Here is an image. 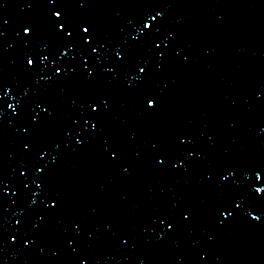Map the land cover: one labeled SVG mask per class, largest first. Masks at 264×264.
Returning a JSON list of instances; mask_svg holds the SVG:
<instances>
[{
	"label": "water",
	"instance_id": "obj_1",
	"mask_svg": "<svg viewBox=\"0 0 264 264\" xmlns=\"http://www.w3.org/2000/svg\"><path fill=\"white\" fill-rule=\"evenodd\" d=\"M65 4L73 22H91L106 45L99 53L85 46L82 55L77 45L61 56L63 42L50 27L46 0H0V22L7 21L0 27V80L12 88L0 99V178L6 181L0 185V217H6L7 237L0 245V264H79L80 258L87 264H264V220L254 222L246 214L248 207L264 205V194L254 191L264 187V0ZM159 10L165 16L153 24L161 31L134 40L145 13ZM29 24L35 25L36 37L25 47L22 25ZM165 37L170 44L163 68H157V54L149 49ZM49 50L54 55L47 61L37 56L35 73L25 70L32 68L26 53ZM117 50L128 65L150 58L144 81L128 86L139 69L126 75ZM84 56L95 69L91 79H86ZM58 67L62 73L55 71ZM145 90L163 98L154 115L141 108ZM99 95L110 98V106L98 128L91 130L95 121L73 123L82 106L91 111L88 101ZM37 114L35 131L25 133ZM78 135L83 145L76 144ZM180 135L188 137L182 147L197 155L189 158L185 151L181 156L187 169L167 164L161 170L154 157L174 154ZM25 143L31 147L25 149ZM106 145L121 148L119 163L109 160ZM40 149L47 150L40 163L49 171L35 197L32 165ZM229 170L235 175L223 180ZM50 190L61 196L55 214L45 198ZM237 198L244 199L245 210L225 220L217 209ZM185 209L192 215L181 224L178 213ZM166 215L176 216L175 229L156 219ZM17 227L35 233V243L11 242ZM69 239L75 243L69 245Z\"/></svg>",
	"mask_w": 264,
	"mask_h": 264
},
{
	"label": "snow or ice",
	"instance_id": "obj_2",
	"mask_svg": "<svg viewBox=\"0 0 264 264\" xmlns=\"http://www.w3.org/2000/svg\"><path fill=\"white\" fill-rule=\"evenodd\" d=\"M90 0H78L80 7H85ZM46 4L50 5L49 8V24L50 27L56 31L57 37L63 42L61 45L60 55L64 56L66 55L70 49H74L79 45V48L81 50V54L83 55V51L85 49V46L90 47L92 53H99L100 49L103 47H106V45L100 40V37L91 24L90 21L87 19H82L78 23L73 22L71 17L64 11L66 8L65 0H46ZM29 7H31V4H29ZM145 16L147 19H144L143 17L140 20L141 27L138 30V33L135 37H133L134 40H140L141 34L145 37H152L155 36L157 33L161 31V28L159 26H154L153 22L157 21L158 18L162 20L165 16V11L159 10L155 12V15H152L150 12L145 13ZM7 21L0 22V27H2V24H6ZM58 28V30H57ZM35 25L29 24L28 26L22 25V31L23 33L27 34V37L23 40V44L25 47H28L31 45L32 40L36 37V32L34 31ZM145 29H148V32H145ZM88 34V35H85ZM4 36V32L0 31V38ZM163 43L165 45V50H160V44ZM170 44V41L165 37L164 40L160 41V43L155 44V48H150V52H155L157 54V68H163V59L167 52V47ZM95 45V46H92ZM45 49H48V45H45ZM54 55V52L49 50L47 51V55H41L40 53L33 52L30 55L26 53L27 57V65H31L32 68L28 69L25 68L26 71L35 73L38 68L39 64L35 63L37 56H39V60L41 63L44 61H47L50 56ZM116 57L119 58L121 61H124V64L122 67L125 69V73L127 75L128 72H131L133 69L138 68L139 71L135 73V75L132 76L131 80H128V86L132 87L137 82H142L147 78L149 65H150V58L140 60L135 64L128 65L126 58L124 57L123 53L120 50L116 51ZM74 58V57H73ZM99 59V57H97ZM187 59V57H185ZM84 60L86 63H84V68L88 69L86 73V79H91L95 75V69L91 67V58L89 56H84ZM55 63V61H53ZM142 65V66H141ZM74 70V69H73ZM57 73H62V68H56L55 70ZM105 71L109 72H115V68H108L105 69ZM144 73V76H141L140 74ZM55 75V73L53 74ZM46 80H51L53 77H44ZM12 88L5 83L3 80H0V99L3 98V95L7 94L8 92H11ZM26 94V93H25ZM163 103L162 96L154 91L151 90H145L142 93L141 96V108L143 109L144 113L148 115H154L158 113L161 109V105ZM88 104L91 107V111H88L86 108H83L82 106V115L78 118H76L73 123H77L79 119H84L85 125L91 123V130H96L98 128V124L100 122V119L102 115L104 114L105 110H107L110 106V98L105 97L103 95H99L96 97L91 98L88 101ZM9 107L15 108V105H9ZM36 107H41V105L38 103ZM99 110V111H98ZM42 112L47 113L48 116L52 115V112L50 109H44L41 108ZM95 113V115H93ZM3 112L0 111V120H2ZM39 123V114L37 116L32 117V124H29L28 127L24 128L25 133H29V130L32 129L35 131L33 125ZM82 131V130H81ZM65 134L68 136H71L72 132L71 129H66ZM179 140V144L177 145V150L174 154H167L164 152H161L159 155L155 156L154 159L156 160L157 166L161 170H167L166 165L171 164L173 169L178 168H185L187 169L188 163L186 159H181V156L184 154L185 151H187V157L192 158L197 155V153L194 150H186L182 146L184 145L185 141L188 140V137L186 135H180L177 137ZM190 142V141H189ZM84 140L81 138L80 135L76 138V144L77 145H83ZM25 149H29L31 146L29 143H25L24 145ZM56 147L58 148L59 145L57 144ZM106 151L109 153V160L113 163H119V159L121 156V148L116 145H106ZM47 155L46 149H40L37 156H36V162L32 165L35 169V172L37 173L36 177L32 180V183H35L37 185L38 191L34 193L33 195L35 197H38L43 192L44 187V180L41 178L44 173L49 171L48 167L45 165H42L40 163L41 159ZM139 155V154H137ZM202 155V154H201ZM179 161V163H176L175 161ZM125 172H128V168L123 169ZM23 175V173H21ZM235 172L232 170H229L227 175H223L222 179L227 180L229 176H234ZM208 178L211 179V174L208 175ZM256 178H260V172L256 173ZM6 181L2 178H0V185L5 184ZM27 188L28 185H25ZM3 191H7V188H4ZM255 193L258 194H264V187H256L254 189ZM46 199H49L52 204V209L49 211L53 212L55 214V211L59 210L60 204H61V196L59 193L54 191H49L46 196ZM237 201H226L224 204L221 205L220 208L217 209V211L224 216L225 220L228 219H234L235 215L238 214L241 211L245 210V201L243 198H237ZM31 203L34 205L37 203V200L33 198L31 200ZM235 203V206L232 207V204ZM176 205H173V208H176ZM231 208V211H228V209ZM246 214L251 217V220L254 222H259L261 220H264V205H261L260 207H248L246 210ZM180 217V223L183 224L184 222L188 221L191 218L192 213L188 210H183L178 213ZM157 220H159L160 224H166L167 229H175L177 226V218L175 215H166L163 218L156 217ZM4 220H6V217H0V245H3L5 239L7 238L6 228L4 224ZM41 220H43V217H41ZM171 220L169 223L168 221ZM225 220H221L220 223L223 224ZM22 219H17L15 221V224L17 226L22 225ZM38 228L39 225H36ZM77 231L80 230V225H76ZM92 233H89V236H91ZM165 233H161L160 238H164ZM37 237L35 233H32L30 231H23L20 227H17L15 230V234L10 236L11 242H23V245L25 246H31L33 243H35ZM122 241L124 244L128 243V240L125 238H122ZM69 245H72L75 243L73 239L68 240ZM43 251V249H41ZM73 252L76 251L75 248L72 249ZM79 264H87V260L80 258Z\"/></svg>",
	"mask_w": 264,
	"mask_h": 264
}]
</instances>
